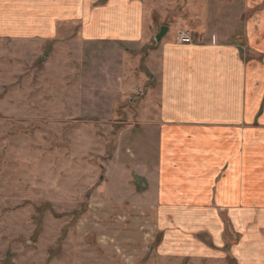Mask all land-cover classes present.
Returning <instances> with one entry per match:
<instances>
[{"label":"rangeland","instance_id":"374dc122","mask_svg":"<svg viewBox=\"0 0 264 264\" xmlns=\"http://www.w3.org/2000/svg\"><path fill=\"white\" fill-rule=\"evenodd\" d=\"M141 1L137 42L85 41L67 14L51 34L0 29V264H264L258 220L215 202L181 220L190 210L158 202L163 45L235 41L249 62L242 30L263 8Z\"/></svg>","mask_w":264,"mask_h":264},{"label":"crops","instance_id":"0c3cea01","mask_svg":"<svg viewBox=\"0 0 264 264\" xmlns=\"http://www.w3.org/2000/svg\"><path fill=\"white\" fill-rule=\"evenodd\" d=\"M93 3L0 0V29L10 27L19 33L39 28L35 26L39 22L51 34L57 16L67 14L82 21L85 41L140 39L141 0H105L99 7ZM252 5L263 10L242 30L240 39L255 53L249 62L235 41L167 42L162 48L160 124L165 128L158 131L162 152L158 202L178 204L180 213L181 208L190 210L184 215L192 214L181 220L197 218L191 205L206 209L215 202L226 206L236 223L256 219L264 226V0ZM253 240L254 245L261 243L260 236Z\"/></svg>","mask_w":264,"mask_h":264},{"label":"water","instance_id":"95a60500","mask_svg":"<svg viewBox=\"0 0 264 264\" xmlns=\"http://www.w3.org/2000/svg\"><path fill=\"white\" fill-rule=\"evenodd\" d=\"M167 31H168V27H167V26H161V27L159 28L158 33L155 34V36H154V41H155L156 44L159 43V42L162 40V38L165 36V34H166ZM140 182H141V181H140ZM140 184H141L143 187L146 186V183H145V182H141Z\"/></svg>","mask_w":264,"mask_h":264},{"label":"built area","instance_id":"2783aa9c","mask_svg":"<svg viewBox=\"0 0 264 264\" xmlns=\"http://www.w3.org/2000/svg\"><path fill=\"white\" fill-rule=\"evenodd\" d=\"M181 37H182L181 40H182L183 42H187V41L190 40V38H189L188 36H186V35H182Z\"/></svg>","mask_w":264,"mask_h":264}]
</instances>
